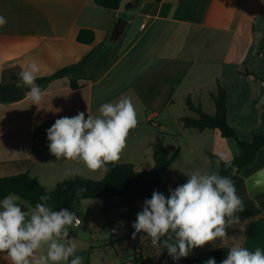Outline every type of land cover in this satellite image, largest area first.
Returning <instances> with one entry per match:
<instances>
[{"label": "crops", "instance_id": "0c3cea01", "mask_svg": "<svg viewBox=\"0 0 264 264\" xmlns=\"http://www.w3.org/2000/svg\"><path fill=\"white\" fill-rule=\"evenodd\" d=\"M0 16L7 20L0 27V86L23 85L19 73L32 62L40 66L39 78L92 55L77 89L71 88L68 78H60L42 91L44 99L38 105L27 95L0 103L1 177L29 172L48 192L70 178L102 180L106 172H91L77 161L56 160L48 149L47 129L56 119L79 112L85 118L99 116L102 104L115 103L122 96L135 105L138 125L115 163L132 164L141 173L138 165L152 170L154 145L161 139L169 156H174L166 187L172 170L180 175V183L195 170L219 173L210 153L226 157L224 161L240 155L236 143L220 131L199 132L184 126L183 119L197 117L187 99L215 115L212 96L223 88L228 93V121L239 136L250 141L264 133V0H125L118 11L98 7L93 0H0ZM122 18L123 24L118 23ZM117 26L122 31L113 37ZM83 28L96 31L94 43L77 41ZM262 168L264 149L234 181L244 204L242 215L237 213L240 223L226 230L225 239L193 249L180 258V264H205L216 250L224 252V260L235 244L264 251V192L250 195L245 182ZM76 170L82 174L76 175ZM115 199L121 206L123 197ZM141 201L122 211L132 215ZM17 203L23 210L32 208L18 197ZM111 222L124 225L130 237L77 249L83 264H171L173 258L152 245L145 233L133 239L135 230L127 215L89 229H81L82 221L75 228L77 233H95ZM0 264H11L6 253H0Z\"/></svg>", "mask_w": 264, "mask_h": 264}, {"label": "clouds", "instance_id": "9594fccd", "mask_svg": "<svg viewBox=\"0 0 264 264\" xmlns=\"http://www.w3.org/2000/svg\"><path fill=\"white\" fill-rule=\"evenodd\" d=\"M6 23V18L0 16V27ZM40 70L32 62L19 73L29 86L26 95L34 105L44 99L36 84ZM99 113L85 118V113L79 112L56 119L47 129L50 154L56 160L81 162L91 172H107V165L120 159L130 132L138 125V114L127 96L115 103L102 104ZM220 159L227 160L224 156ZM75 174L82 173L76 170ZM82 191L79 189L77 195ZM169 192L166 197L154 191L144 201L132 224L135 230L132 235L135 239L138 233H145L152 245L167 249L173 260L186 258L193 249L225 239L226 230L240 223L237 213L244 210L243 200L234 182L218 172L195 170L185 183ZM39 199L41 202L27 212L22 211L14 194L0 200V253H6L11 264H83V257L76 255L77 244L68 239L69 229L80 226L79 217L68 208L54 210L48 204L51 199L48 195ZM205 264L216 261L210 258ZM221 264H264V251L235 244L229 247Z\"/></svg>", "mask_w": 264, "mask_h": 264}, {"label": "trees", "instance_id": "16d2710c", "mask_svg": "<svg viewBox=\"0 0 264 264\" xmlns=\"http://www.w3.org/2000/svg\"><path fill=\"white\" fill-rule=\"evenodd\" d=\"M125 0H93V3L110 11H118ZM140 3L142 0H135ZM96 31L94 29L83 28L77 35V41L81 44L90 45L96 40ZM92 61V55L85 56L78 63L62 68L50 76L39 77L36 84L40 86L42 91L46 89L48 84L53 80L60 78H68L72 89L79 87V76L84 74ZM13 85H2L0 90L8 91ZM27 93L29 86L23 84ZM216 113L208 115L201 107L196 106L190 99L186 100V104L190 111L197 114L196 118H185L182 120L186 128H193L199 132L205 130H218L225 139L233 140L240 150V155L230 161L221 160L214 154H209L210 159L220 166L219 175L230 178L233 182L238 179L239 175L245 168L252 167L257 160L258 153L264 149V133L255 134L250 141L243 140L238 132L230 125L228 121V93L220 88L218 93L212 96ZM168 147L161 139H158L154 145V162L155 166L147 172H137L132 164L110 163L107 165L109 169L105 173L102 180H92L87 178H73L65 180L57 185V187L48 192L39 183V181L31 177L29 172L21 173L13 176H0V200L9 194H14L19 199L26 201L32 208L40 201V196L48 195L51 199L48 201L50 207L54 210L68 208L70 211L76 212L75 206L82 200H110L116 197H123L122 207H126L131 203L142 199H150L154 191L163 193L166 197L170 195L169 189L166 187L167 172L173 163L174 156H169ZM187 181L184 177L180 183L182 185ZM179 185V186H180ZM79 189H84L77 195ZM240 215V213H238ZM74 232L69 229V236L72 237ZM130 236L115 240L123 241ZM167 253V249H163ZM216 262L221 261L225 255L221 250L212 252ZM139 260V259H138ZM181 260H173L171 264H180Z\"/></svg>", "mask_w": 264, "mask_h": 264}, {"label": "rangeland", "instance_id": "374dc122", "mask_svg": "<svg viewBox=\"0 0 264 264\" xmlns=\"http://www.w3.org/2000/svg\"><path fill=\"white\" fill-rule=\"evenodd\" d=\"M123 22L124 20L122 18L119 20L118 23L123 24ZM177 109L180 111L181 105H178ZM231 142H233V140ZM234 148L237 149V147H234ZM137 169L143 172L148 171V168L144 165H141V166L138 165ZM168 180L169 181H168L167 187L169 189H175L180 183V175H178L174 170H172ZM145 200L146 198H142L141 202L143 203L141 205H138V210L132 213L133 216L131 215V213L130 215H128L125 212H123L122 207L119 204V201H117L115 198L110 199L108 201L106 200H95V201L94 200H82L76 204L75 209L78 215L80 216L81 220L83 221L81 229H89V225H94V227H96V223H100L108 219L112 220V217L123 218L125 215L131 217V221L133 224L136 220L137 213L142 211ZM71 230L74 232L73 237L75 236V238H72L70 240L74 241L77 244L78 250H81L83 249L84 246H87L90 244L94 245L96 242L99 241V240H94V239H89V240L82 239L77 233L79 228L76 229L75 227H72Z\"/></svg>", "mask_w": 264, "mask_h": 264}, {"label": "water", "instance_id": "95a60500", "mask_svg": "<svg viewBox=\"0 0 264 264\" xmlns=\"http://www.w3.org/2000/svg\"><path fill=\"white\" fill-rule=\"evenodd\" d=\"M121 27L117 26L114 30L113 37H117L121 32ZM27 91L23 85L12 86L8 91L0 90V103L16 102L25 99ZM246 182V188L250 195H255L264 192V168L253 174L248 178ZM127 208L123 207L122 210L125 211ZM27 212L26 210H23ZM79 236L82 239H94V240H111V239H121L128 234V229L118 222H112L106 225L102 230L95 233H90L86 231H79Z\"/></svg>", "mask_w": 264, "mask_h": 264}, {"label": "built area", "instance_id": "2783aa9c", "mask_svg": "<svg viewBox=\"0 0 264 264\" xmlns=\"http://www.w3.org/2000/svg\"><path fill=\"white\" fill-rule=\"evenodd\" d=\"M143 27H145V25H142V28H143ZM77 217H78V216H77ZM79 219H80V218H79ZM80 220H81V219H80ZM81 224H82V221H81ZM81 224H80V225H81Z\"/></svg>", "mask_w": 264, "mask_h": 264}]
</instances>
